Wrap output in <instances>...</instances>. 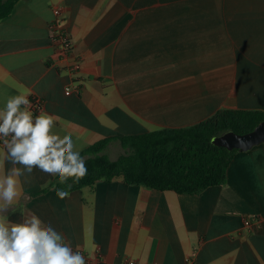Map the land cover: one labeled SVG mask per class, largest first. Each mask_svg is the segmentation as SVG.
<instances>
[{
	"label": "crops",
	"instance_id": "obj_1",
	"mask_svg": "<svg viewBox=\"0 0 264 264\" xmlns=\"http://www.w3.org/2000/svg\"><path fill=\"white\" fill-rule=\"evenodd\" d=\"M58 5L71 54L52 43ZM21 93L43 98L80 153L222 107L264 109V0H18L0 20V109ZM123 150L114 139L106 152ZM13 167L21 196L0 214L37 215L87 264H264V142L235 153L224 183L191 194L115 177L61 200L55 175L6 161L0 143V177Z\"/></svg>",
	"mask_w": 264,
	"mask_h": 264
},
{
	"label": "trees",
	"instance_id": "obj_2",
	"mask_svg": "<svg viewBox=\"0 0 264 264\" xmlns=\"http://www.w3.org/2000/svg\"><path fill=\"white\" fill-rule=\"evenodd\" d=\"M18 0H0V20L9 15ZM264 120V109L222 107L206 119L189 126L107 136L82 150L88 175L78 184L71 179L70 190L94 185L99 180L122 177L127 183L178 193H196L222 184L238 148L213 142V138L234 130L244 133ZM119 139L125 152L116 159L106 152L110 142ZM52 185L67 189V184ZM68 190V189H67ZM11 219H14L13 213ZM19 220H21L19 218Z\"/></svg>",
	"mask_w": 264,
	"mask_h": 264
},
{
	"label": "clouds",
	"instance_id": "obj_3",
	"mask_svg": "<svg viewBox=\"0 0 264 264\" xmlns=\"http://www.w3.org/2000/svg\"><path fill=\"white\" fill-rule=\"evenodd\" d=\"M54 128L56 118L43 111L34 115L29 95L24 93L9 97L0 109V141L6 161L24 166L29 173L39 168L58 176L62 185L69 179L78 184L88 175L86 160L72 136H61ZM22 174L21 168L13 167L0 177V201L4 202L0 213L20 198ZM71 187L56 189L53 185L61 200L70 198ZM0 264H87V260L37 215L16 223L0 214Z\"/></svg>",
	"mask_w": 264,
	"mask_h": 264
},
{
	"label": "built area",
	"instance_id": "obj_4",
	"mask_svg": "<svg viewBox=\"0 0 264 264\" xmlns=\"http://www.w3.org/2000/svg\"><path fill=\"white\" fill-rule=\"evenodd\" d=\"M54 11L57 15V24L54 32L51 35L52 43L55 45L58 49H60L62 52L66 54H71L73 52L74 48V42L73 37L68 31V29L60 22V17H62V6H56L54 8ZM82 65V58L80 56H77L72 61L69 69L73 73H76L80 70ZM72 88H67V93H71ZM29 99L31 101V111L34 113V115H39L45 108V102L42 97L36 95V94H30ZM0 143L3 145L2 141ZM259 218L255 215L251 216L250 218L246 219V223L251 226L253 223H258ZM82 254V253H81ZM125 264H136L135 261H127Z\"/></svg>",
	"mask_w": 264,
	"mask_h": 264
},
{
	"label": "water",
	"instance_id": "obj_5",
	"mask_svg": "<svg viewBox=\"0 0 264 264\" xmlns=\"http://www.w3.org/2000/svg\"><path fill=\"white\" fill-rule=\"evenodd\" d=\"M213 142L218 145L227 146L230 149L249 150L253 146L264 142V120L254 129L244 133L228 130L214 137Z\"/></svg>",
	"mask_w": 264,
	"mask_h": 264
},
{
	"label": "rangeland",
	"instance_id": "obj_6",
	"mask_svg": "<svg viewBox=\"0 0 264 264\" xmlns=\"http://www.w3.org/2000/svg\"><path fill=\"white\" fill-rule=\"evenodd\" d=\"M124 152H125V149L122 151V153H124ZM122 153H118V155H119V154H122Z\"/></svg>",
	"mask_w": 264,
	"mask_h": 264
}]
</instances>
